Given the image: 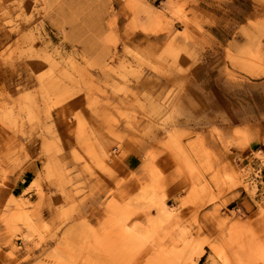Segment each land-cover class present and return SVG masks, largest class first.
Here are the masks:
<instances>
[{
    "label": "rangeland",
    "instance_id": "rangeland-1",
    "mask_svg": "<svg viewBox=\"0 0 264 264\" xmlns=\"http://www.w3.org/2000/svg\"><path fill=\"white\" fill-rule=\"evenodd\" d=\"M0 264H264V0H0Z\"/></svg>",
    "mask_w": 264,
    "mask_h": 264
},
{
    "label": "snow or ice",
    "instance_id": "snow-or-ice-1",
    "mask_svg": "<svg viewBox=\"0 0 264 264\" xmlns=\"http://www.w3.org/2000/svg\"><path fill=\"white\" fill-rule=\"evenodd\" d=\"M72 106H73V103L70 101L68 107L71 108Z\"/></svg>",
    "mask_w": 264,
    "mask_h": 264
}]
</instances>
